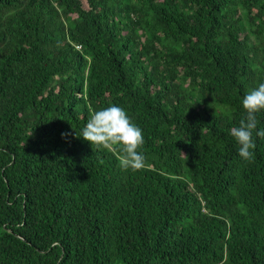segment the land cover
I'll use <instances>...</instances> for the list:
<instances>
[{
    "label": "trees",
    "instance_id": "16d2710c",
    "mask_svg": "<svg viewBox=\"0 0 264 264\" xmlns=\"http://www.w3.org/2000/svg\"><path fill=\"white\" fill-rule=\"evenodd\" d=\"M262 82L264 0H0V264H264ZM111 104L140 170L81 137Z\"/></svg>",
    "mask_w": 264,
    "mask_h": 264
},
{
    "label": "clouds",
    "instance_id": "9594fccd",
    "mask_svg": "<svg viewBox=\"0 0 264 264\" xmlns=\"http://www.w3.org/2000/svg\"><path fill=\"white\" fill-rule=\"evenodd\" d=\"M241 103L245 110L244 119L230 130V135L239 145L241 159L250 160L256 147L254 137L264 138V128L260 127L258 118L264 113V82L251 88L242 97ZM81 137L91 146L114 152L122 170H140L145 166L146 158L139 150L144 144L143 130L120 105L111 104L93 110Z\"/></svg>",
    "mask_w": 264,
    "mask_h": 264
}]
</instances>
